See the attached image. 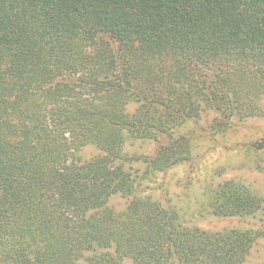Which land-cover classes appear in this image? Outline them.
I'll return each instance as SVG.
<instances>
[{
  "label": "trees",
  "instance_id": "1",
  "mask_svg": "<svg viewBox=\"0 0 264 264\" xmlns=\"http://www.w3.org/2000/svg\"><path fill=\"white\" fill-rule=\"evenodd\" d=\"M262 100L264 0H0V264H243L257 230L137 196L123 146L163 137L142 158L162 172L193 158L186 123L221 131ZM203 193L217 216L262 206L235 178Z\"/></svg>",
  "mask_w": 264,
  "mask_h": 264
},
{
  "label": "rangeland",
  "instance_id": "2",
  "mask_svg": "<svg viewBox=\"0 0 264 264\" xmlns=\"http://www.w3.org/2000/svg\"><path fill=\"white\" fill-rule=\"evenodd\" d=\"M214 116L204 113L196 119L195 125L190 121L181 128L192 134L193 158L188 162L148 174L142 158L153 155L164 138L157 141L127 139L123 146V152L128 156L125 166L136 180L137 196H150L168 208H175L187 225L206 230H257L258 237L243 264H264V100L259 115L232 119L221 131L213 127ZM95 154V148L87 146L80 156L89 159ZM231 178L242 180L260 191L262 206L256 214L222 217L204 211L205 188ZM128 201L129 197L115 194L109 205L122 210ZM126 264L130 262L126 261Z\"/></svg>",
  "mask_w": 264,
  "mask_h": 264
}]
</instances>
